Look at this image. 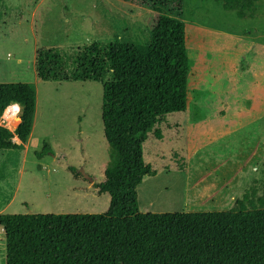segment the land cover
Masks as SVG:
<instances>
[{
	"label": "rangeland",
	"instance_id": "1",
	"mask_svg": "<svg viewBox=\"0 0 264 264\" xmlns=\"http://www.w3.org/2000/svg\"><path fill=\"white\" fill-rule=\"evenodd\" d=\"M238 9L226 10L216 0H184L190 102L187 111L164 116L148 133L144 159L157 174L146 176L137 188L141 213L212 207L200 205L214 191L211 188L189 197L187 159L197 147L264 115V48L246 35L225 33L227 29L240 36L239 28L254 24L249 23L252 19H238ZM171 10L158 12L143 0H0V83H33L36 88L29 141L23 150L0 151V214L109 210L111 197L99 194L96 184L105 180L112 160L102 121L103 84L112 75L104 67L100 80H81L78 51L96 42L103 50L115 40L148 45L157 21L163 14L172 15ZM218 26L224 33L210 30ZM49 51L62 57L69 80L38 79L37 55ZM0 124L6 126L5 120ZM44 143L53 152L39 158ZM82 170L94 181L84 178ZM255 186L264 195V165ZM0 264H6L1 227Z\"/></svg>",
	"mask_w": 264,
	"mask_h": 264
},
{
	"label": "trees",
	"instance_id": "2",
	"mask_svg": "<svg viewBox=\"0 0 264 264\" xmlns=\"http://www.w3.org/2000/svg\"><path fill=\"white\" fill-rule=\"evenodd\" d=\"M161 12L151 42H96L78 51L80 79L100 80L104 67L102 121L111 149L98 193L111 197L104 214H0L6 264H264V197L245 191L229 211L141 213L137 188L157 171L144 159L152 127L190 102V58L184 0H143ZM42 51V50H41ZM46 53V52H44ZM42 81L71 77L56 51L37 55ZM20 108L12 132L0 124V151H20L36 115L33 83H0V119L10 105ZM13 133V134H12ZM18 138L15 142L14 138ZM53 152L48 143L37 156ZM78 174L76 169H73Z\"/></svg>",
	"mask_w": 264,
	"mask_h": 264
},
{
	"label": "crops",
	"instance_id": "3",
	"mask_svg": "<svg viewBox=\"0 0 264 264\" xmlns=\"http://www.w3.org/2000/svg\"><path fill=\"white\" fill-rule=\"evenodd\" d=\"M216 1L221 2L226 10L240 7L234 12L236 17L252 19L253 21H249V23H254L248 27L239 28L240 36L227 33V29L225 30L226 34L241 38L246 35V39L256 40L264 48V0ZM219 28L220 26L215 30L214 28L210 30L218 34L224 33L222 30H218ZM263 165L264 115L230 129L193 151L187 159L185 170L189 197L191 192L199 193L201 188L208 187L214 191L209 198L203 201L201 199L200 205H211L212 207H200L198 210H232L246 190L252 186L257 188L255 186L256 179H259ZM198 169L199 175L196 174ZM222 179L226 182L223 183ZM214 186H216L215 189H218L216 192ZM259 196L264 197V195Z\"/></svg>",
	"mask_w": 264,
	"mask_h": 264
},
{
	"label": "bare ground",
	"instance_id": "4",
	"mask_svg": "<svg viewBox=\"0 0 264 264\" xmlns=\"http://www.w3.org/2000/svg\"><path fill=\"white\" fill-rule=\"evenodd\" d=\"M2 120H5L6 127L15 130L19 123L18 109L16 105H10L3 113Z\"/></svg>",
	"mask_w": 264,
	"mask_h": 264
},
{
	"label": "water",
	"instance_id": "5",
	"mask_svg": "<svg viewBox=\"0 0 264 264\" xmlns=\"http://www.w3.org/2000/svg\"><path fill=\"white\" fill-rule=\"evenodd\" d=\"M81 174L83 175L84 178L88 179L90 182H93V178L89 175H87L83 170L81 171Z\"/></svg>",
	"mask_w": 264,
	"mask_h": 264
}]
</instances>
